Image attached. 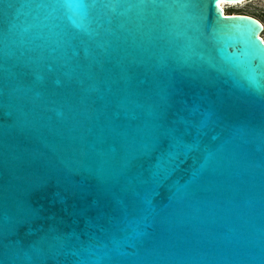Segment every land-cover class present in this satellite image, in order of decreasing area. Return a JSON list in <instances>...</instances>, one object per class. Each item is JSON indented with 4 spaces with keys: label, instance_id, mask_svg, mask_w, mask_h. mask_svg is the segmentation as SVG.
Wrapping results in <instances>:
<instances>
[{
    "label": "water",
    "instance_id": "obj_1",
    "mask_svg": "<svg viewBox=\"0 0 264 264\" xmlns=\"http://www.w3.org/2000/svg\"><path fill=\"white\" fill-rule=\"evenodd\" d=\"M220 1L0 0V264H264L263 25Z\"/></svg>",
    "mask_w": 264,
    "mask_h": 264
},
{
    "label": "rangeland",
    "instance_id": "obj_2",
    "mask_svg": "<svg viewBox=\"0 0 264 264\" xmlns=\"http://www.w3.org/2000/svg\"><path fill=\"white\" fill-rule=\"evenodd\" d=\"M227 14L248 12L264 19V0H247L243 4L226 6Z\"/></svg>",
    "mask_w": 264,
    "mask_h": 264
},
{
    "label": "bare ground",
    "instance_id": "obj_3",
    "mask_svg": "<svg viewBox=\"0 0 264 264\" xmlns=\"http://www.w3.org/2000/svg\"><path fill=\"white\" fill-rule=\"evenodd\" d=\"M247 0H240V1H227V0H221L220 1V5L222 6V8L224 9V13L227 14L226 12V6L229 5H236V4H243L245 3Z\"/></svg>",
    "mask_w": 264,
    "mask_h": 264
},
{
    "label": "flooded vegetation",
    "instance_id": "obj_4",
    "mask_svg": "<svg viewBox=\"0 0 264 264\" xmlns=\"http://www.w3.org/2000/svg\"><path fill=\"white\" fill-rule=\"evenodd\" d=\"M239 14H247V15H251V16L257 18V19L262 23V25H263V29H262V32H261L260 35H261L262 39L264 40V19L261 18V17L258 16V15L250 14V13H248V12H239Z\"/></svg>",
    "mask_w": 264,
    "mask_h": 264
}]
</instances>
